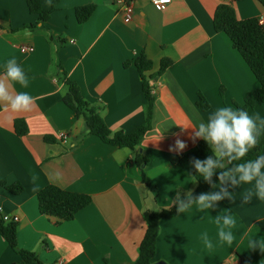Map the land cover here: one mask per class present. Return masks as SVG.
<instances>
[{
    "label": "crops",
    "instance_id": "1",
    "mask_svg": "<svg viewBox=\"0 0 264 264\" xmlns=\"http://www.w3.org/2000/svg\"><path fill=\"white\" fill-rule=\"evenodd\" d=\"M40 1L43 10L53 9L48 22L33 15L26 0H0V78L7 61L15 59L29 86L9 82V91L33 97L28 112H12L0 102V184L25 188L14 195L0 187V220L19 218L18 246L39 260L27 264H136L145 212L168 209L181 193L194 190L192 165L175 167L172 160L194 151L200 141L218 155L204 136L190 137L217 109L243 104L259 82L228 36L214 29L215 12L225 0H171L163 9L151 0H133L130 23L123 5L111 0ZM89 5L96 6L93 16L79 24L76 9ZM232 5L239 20L264 18L259 0ZM142 53L153 62L147 74L153 76L151 129L136 150L107 145L88 135L84 121L64 104L65 77L101 109L113 132L129 133L147 119L143 81L134 65ZM164 59L172 65L157 77ZM200 95L209 110L198 107ZM250 116L258 128L264 106ZM16 120L25 121L26 136L17 135ZM62 132L67 144L58 138ZM176 134L186 147L170 151ZM136 152L148 160L143 170L133 162ZM241 175L232 176L235 185L227 178L204 194L220 197L208 201L210 208L195 203L159 222L154 264H264V200L256 195L264 167L250 182H241ZM49 185L86 194L91 204L60 223L39 210L37 195ZM249 194L251 201L244 203ZM230 215L234 223L226 224ZM221 232H231L233 242H221ZM21 262L0 234V263Z\"/></svg>",
    "mask_w": 264,
    "mask_h": 264
},
{
    "label": "trees",
    "instance_id": "2",
    "mask_svg": "<svg viewBox=\"0 0 264 264\" xmlns=\"http://www.w3.org/2000/svg\"><path fill=\"white\" fill-rule=\"evenodd\" d=\"M259 1L264 5V0ZM26 2L29 11L33 15L39 16L40 21L48 22L50 20L53 9L43 10L40 0H26ZM95 10V5L77 8L76 17L79 24L88 22ZM214 29L217 33H224L228 36L233 47L241 54L259 82V87L246 95L243 104L233 103L231 107L229 106L234 110H245L250 116V111L257 105L264 106V27L260 24L259 19L239 20L233 5L225 3L219 6L215 12ZM134 65L143 81V91L147 103V119L144 125L137 127L129 133L113 132L102 116L101 109L87 102L82 95L79 85L67 77H65L67 92L63 98L64 104L73 111L75 117L84 121L88 135L98 137L107 145L132 150H136L139 147L143 138L151 129L154 108V96L149 85V80L153 76H147L153 69V62L142 53L135 60ZM171 65V60H162L160 69L155 76L158 77L164 74ZM221 94L223 93L221 92ZM197 105L203 111L210 109V105L203 95L199 96ZM15 130L20 137L28 134L27 125L23 120L15 121ZM253 135L259 143L255 148L249 150L246 155L239 158L236 157V153H232L231 156H219L214 152L209 143L200 141L194 151L180 155L172 160V164L175 167L187 164L192 165L194 190L190 194L181 193L176 198L174 204L168 209L145 212L146 234L139 247V257L136 264H154L153 261L156 257L157 239L159 236V222L162 219L175 218L179 214V202H183V204L189 206L195 204L202 195L210 191L213 186L219 184V178L222 175L228 173L230 176H234L239 173L237 171L238 168L256 163L263 152L264 127L259 126L253 132ZM209 159L214 162V166L211 169V176L206 180L198 172L196 163L199 162L206 166ZM133 162L142 170L148 164V160L138 152H136ZM227 178L225 177V180ZM0 187H6V184L1 183ZM6 188L14 195H19L25 190L20 183ZM150 188L154 190L153 187ZM37 199L40 213L54 217L60 223L74 220L79 212L91 204L90 196L66 191L55 185H49L42 189L38 193ZM17 232V223L6 222L3 218L0 220V234L7 241L11 249L21 256L22 262L19 264L39 263L38 257L34 253L19 248Z\"/></svg>",
    "mask_w": 264,
    "mask_h": 264
},
{
    "label": "clouds",
    "instance_id": "3",
    "mask_svg": "<svg viewBox=\"0 0 264 264\" xmlns=\"http://www.w3.org/2000/svg\"><path fill=\"white\" fill-rule=\"evenodd\" d=\"M5 72L3 77L0 78V102H7V106L10 107L12 112H28L31 111L33 105V97L27 92H19L14 96L9 91L10 83L15 82L21 85V87L27 88L29 86V77L25 74L22 67L17 63L15 59H10L5 65ZM5 81L8 83L6 84ZM261 127H264V121L261 122ZM257 124L255 120L250 117L245 110L232 109L230 107H221L217 109L207 120V125L204 123L199 124V132H196L190 138L195 141L196 136H204L205 139L215 145L218 155H229L236 153V157H242L246 155L249 150L255 148L259 143L253 132L256 130ZM180 134H176V147H170V151L183 150L186 144L179 140ZM227 150L225 153L224 150ZM214 166V162L209 159L206 166L197 162L196 167L198 172L202 174L207 180L211 176V169ZM264 167V156H261L255 164H249L246 167H240L237 169L241 182H250L253 179V175H260V169ZM225 177L231 178L233 184L237 182L230 174L225 173L219 178V185L222 186L225 182ZM258 192L256 193L258 199L264 200V180L258 182ZM223 190V189H222ZM225 194L231 197V194L225 191ZM220 199L219 196L202 195L197 203L201 206V210H205L211 207L208 203L209 200L216 201ZM251 201V194L243 198L244 203ZM189 205L179 202L178 213L184 212L188 209ZM226 224H233V217L230 215L225 220ZM221 242L231 244L233 242V234L231 232L225 234L220 233ZM211 247V245H209ZM256 248V242H253V249Z\"/></svg>",
    "mask_w": 264,
    "mask_h": 264
},
{
    "label": "built area",
    "instance_id": "4",
    "mask_svg": "<svg viewBox=\"0 0 264 264\" xmlns=\"http://www.w3.org/2000/svg\"><path fill=\"white\" fill-rule=\"evenodd\" d=\"M114 3H121L123 5L124 10V21L126 23H130L133 20L134 7L133 0H111ZM152 4L155 5L158 9H163L166 5H168L171 0H151ZM234 0H225L226 4H232ZM260 24L264 27V18L259 19ZM59 140L62 143L67 144L69 142V137L67 133H60L58 135ZM3 220L6 222L18 223L19 218L17 216L4 215Z\"/></svg>",
    "mask_w": 264,
    "mask_h": 264
},
{
    "label": "water",
    "instance_id": "5",
    "mask_svg": "<svg viewBox=\"0 0 264 264\" xmlns=\"http://www.w3.org/2000/svg\"><path fill=\"white\" fill-rule=\"evenodd\" d=\"M155 264H164L163 262L155 263Z\"/></svg>",
    "mask_w": 264,
    "mask_h": 264
}]
</instances>
